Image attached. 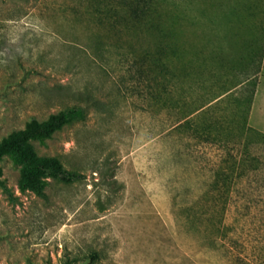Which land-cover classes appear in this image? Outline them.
<instances>
[{
  "label": "rangeland",
  "instance_id": "374dc122",
  "mask_svg": "<svg viewBox=\"0 0 264 264\" xmlns=\"http://www.w3.org/2000/svg\"><path fill=\"white\" fill-rule=\"evenodd\" d=\"M71 106L32 144L76 181L0 162V264H264V208L214 175L264 134V0H0V139Z\"/></svg>",
  "mask_w": 264,
  "mask_h": 264
},
{
  "label": "trees",
  "instance_id": "16d2710c",
  "mask_svg": "<svg viewBox=\"0 0 264 264\" xmlns=\"http://www.w3.org/2000/svg\"><path fill=\"white\" fill-rule=\"evenodd\" d=\"M84 118L85 112L82 107L71 106L50 114L43 121L31 119L23 128L12 131L0 139V162L5 156H10L21 164L18 180L20 191L29 190L42 196L49 178L64 183H71L79 178L76 172L65 169L58 158L39 156L32 141L48 139L65 125L82 121ZM246 135L245 146L242 148L237 146L238 155L233 157L230 170L223 169L214 175L221 179L223 188L230 187L233 181L231 186L236 192L251 194L253 199L244 201V208L260 211L264 208V134L248 128ZM2 176L0 165V188L12 201L14 197ZM245 179H250L251 187L248 185L247 188ZM250 201L251 205H249Z\"/></svg>",
  "mask_w": 264,
  "mask_h": 264
},
{
  "label": "crops",
  "instance_id": "0c3cea01",
  "mask_svg": "<svg viewBox=\"0 0 264 264\" xmlns=\"http://www.w3.org/2000/svg\"><path fill=\"white\" fill-rule=\"evenodd\" d=\"M253 107H254V105H253ZM253 107H252V110H251V112H253ZM260 114H261V115H262V114H264V111H263V112L261 111V113H260Z\"/></svg>",
  "mask_w": 264,
  "mask_h": 264
}]
</instances>
